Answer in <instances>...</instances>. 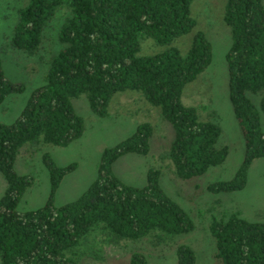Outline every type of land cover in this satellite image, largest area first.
Masks as SVG:
<instances>
[{
	"label": "trees",
	"instance_id": "obj_1",
	"mask_svg": "<svg viewBox=\"0 0 264 264\" xmlns=\"http://www.w3.org/2000/svg\"><path fill=\"white\" fill-rule=\"evenodd\" d=\"M194 1L29 0L19 9L11 44L29 52L40 49L56 13H68L59 32L62 48L50 59L45 83L13 123L0 122V171L7 182L0 200L1 264L102 261L107 246L146 238L168 244L194 229L190 214L162 189L160 169L150 168L141 187L123 182L114 172L121 156L151 151L155 130L149 122L106 148L96 180L62 206H56L53 197L76 163L60 166L46 153L51 197L44 206L25 212L17 208L34 179L15 170L23 146H66L83 135L86 122L76 112L74 98L86 95L96 115L108 116L114 96L127 90L141 93L172 125L175 136L163 157L171 161L176 177L189 179L223 163L229 148L219 141L221 127L183 101L186 86L213 60L211 42L196 29ZM222 20L231 31L226 53L229 97L243 129L245 157L232 179L207 186L212 193L243 189L253 162L264 157V131L254 102L258 96L264 113V0H227ZM194 30L187 51L173 46ZM149 42L163 48L143 54V44ZM22 89L7 79L0 59V103ZM210 229L219 264H264V222H250L234 212L214 218ZM176 254L177 264H196L189 245H179ZM118 264L150 262L145 253L133 250L127 262Z\"/></svg>",
	"mask_w": 264,
	"mask_h": 264
},
{
	"label": "rangeland",
	"instance_id": "obj_2",
	"mask_svg": "<svg viewBox=\"0 0 264 264\" xmlns=\"http://www.w3.org/2000/svg\"><path fill=\"white\" fill-rule=\"evenodd\" d=\"M29 0H0V59L9 81L23 85L21 91L12 92L0 103V122L13 123L24 110L33 92L46 81L51 57L61 48L59 32L67 13L59 10L45 30V39L39 50L29 52L11 44L13 32L19 20V9ZM227 0H195L192 14L197 18L196 29L203 30L212 44L211 65L196 80L189 83L183 94L187 105L199 108L204 118L215 121L221 127L220 143L229 148L226 160L209 168L205 173L189 179L176 177L171 161L164 158V151L174 139L172 125L162 117L160 109L149 104L141 93L127 90L114 96L108 116L96 115L86 95L73 99L76 112L84 118L83 135L66 146L52 144H27L23 146L15 162L20 175L32 176L33 184L27 188L18 205L21 212L44 206L51 197L49 170L43 157L50 154L60 166L76 163L75 170L67 174L56 193L54 203L62 206L78 199L96 180L102 154L130 137L144 122L154 126L151 151L147 155L128 153L114 163L115 174L125 183L144 186L150 168L161 170L160 185L166 194L181 205L195 223L188 233L173 237L168 244L155 243L146 238L121 246H107L104 260H88L82 264H118L127 262L133 250L146 254L150 264H177L176 249L181 244L192 247L196 264H219L215 257L216 241L210 225L214 218L238 212L250 222H264V157L256 159L250 170L247 185L232 192H210L209 184L232 179L245 157L243 129L236 118L229 97V75L226 61L232 39L230 28L223 22L222 14ZM195 29V30H196ZM190 32L173 42L183 52L187 51L195 33ZM163 46L143 44L142 53L151 54ZM153 51V52H152ZM254 102L260 112L264 131V113L259 97ZM7 182L0 171V200ZM1 264V262H0Z\"/></svg>",
	"mask_w": 264,
	"mask_h": 264
}]
</instances>
